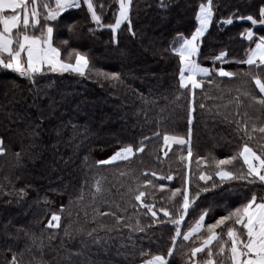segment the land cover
<instances>
[{
	"label": "trees",
	"instance_id": "trees-1",
	"mask_svg": "<svg viewBox=\"0 0 264 264\" xmlns=\"http://www.w3.org/2000/svg\"><path fill=\"white\" fill-rule=\"evenodd\" d=\"M42 2L55 7V0ZM92 2L99 25L83 1L46 21L47 9L38 0L40 24L28 30L41 36L52 27L60 60L73 63L76 53L87 56L85 76L44 68L32 80L0 67V139L5 148L0 155V264H9L14 254L19 264H140L157 255L168 264H203L207 250L195 258L190 250L201 245L206 226L253 195L258 202L264 198L259 180L222 181L215 163L238 154L245 143L264 155V134L252 132L254 126H264V105L257 102L264 93L253 79L264 82V66L240 63L264 36V0H213L212 22L196 56L212 75H198L203 86L197 89L180 87L183 65L173 48L181 42L178 37L190 38L199 27L196 16L207 0H132L131 24L123 23L115 33L109 26L116 20L118 0ZM248 16L257 23L242 19ZM227 19L233 22L224 23ZM221 53L226 55L217 60ZM221 68L237 75L220 77ZM97 71L116 74L119 80ZM245 126L251 139L239 130ZM189 133L190 145L164 144L165 135L188 141ZM141 141L144 152L129 161L97 163L125 146L136 149ZM221 167L237 176L247 173L242 159ZM201 174L210 179L201 180ZM148 180L156 187H145ZM185 188L190 200L199 196L179 225L182 235L175 237L177 225L160 209L179 219ZM175 189L181 193L169 200ZM139 191L146 193L143 203L155 205L157 219L135 200ZM205 213L201 234L183 240ZM53 214L61 217L58 229L46 227ZM228 226L233 220L215 231L225 233ZM217 248L214 242L213 252ZM227 256L214 259L231 264Z\"/></svg>",
	"mask_w": 264,
	"mask_h": 264
},
{
	"label": "snow or ice",
	"instance_id": "snow-or-ice-1",
	"mask_svg": "<svg viewBox=\"0 0 264 264\" xmlns=\"http://www.w3.org/2000/svg\"><path fill=\"white\" fill-rule=\"evenodd\" d=\"M38 0H0V25H2V30H0V67L4 69H11L21 76H26L29 79L34 80L36 74H42L45 66L50 71L59 72H73L80 76L86 75V70L89 69V60L85 54L76 53L75 64L66 63L60 60V52L57 48L52 46V34L53 28L47 27L46 34L42 31L41 36H36L35 34H28L30 28L35 27L40 24V13L37 10ZM87 4L88 10L91 13V18L98 25L100 24L101 17L97 15L92 0H84ZM119 12L116 17L115 24L109 27L115 33L123 23L128 22L131 24L129 11L132 0H118ZM163 3V0H162ZM31 5V6H30ZM40 7L47 9V13L44 16L46 21L56 20L57 17L64 12L66 9L79 8L80 0H55V8H52L48 3L42 2L40 0ZM23 10V16L17 14L18 10ZM6 10H10L12 15H3ZM260 15L262 17L260 23H264V9H261ZM213 18V0H207V3H201L199 6V13L196 16L199 22V27L196 28L195 32L190 39L184 38L182 36L178 37V41H181L179 47L173 48V50L179 55L183 67L180 69V87L186 88L190 84L192 89L201 88L203 85L199 82L196 77L200 76H211L212 72L208 68L201 67L200 64L196 62L193 57L198 55L199 46L198 41L204 36L205 32L208 30L210 23ZM251 21L252 24H256L252 16L246 18ZM232 19H227L224 23L231 24ZM102 26V25H101ZM134 34V33H133ZM247 38L252 40L253 33L251 31L246 33ZM22 53H26V62L22 60ZM5 54H7V59H5ZM225 53H221L220 56L216 57L217 60H223ZM240 63L247 64L249 66H256L260 68L264 66V36L259 38V42L256 43L255 49L251 51V54L246 60ZM187 73V75H185ZM97 74L109 78L112 80H119V76L116 74H108L104 72L97 71ZM217 74L220 77H235L237 73L225 71L223 68L219 69ZM250 73H245L249 75ZM256 86L259 88L260 93H264V82L258 76L253 77ZM209 84L213 81L209 80ZM258 103L264 105V98L257 101ZM201 108L204 107L203 104L200 105ZM195 109L193 108L192 111ZM188 123H192L191 112ZM239 123V122H238ZM248 136L249 139L252 138L251 133L248 132L245 126L242 129ZM259 131L264 134V126L258 129L254 126L252 132ZM189 140L185 141L182 138L169 137L165 135L163 137L164 144L169 145L170 141L175 144H189ZM141 146L134 149L131 145L125 146L117 150L111 157L106 160L97 161L99 165L113 164L117 161H129L136 153L144 152L145 148L143 146V141L140 142ZM264 147V145H262ZM5 153V148L3 147V140L0 139V155ZM19 155V153H17ZM164 155L167 156L168 152L165 151ZM192 155L191 148L189 146L188 156ZM183 159V157H181ZM237 159H242L243 164L247 166V173L243 172L240 175H235L230 170H224L221 166L232 165ZM216 167L220 169L216 172V175L221 178V180H231V179H247L248 177L254 178L249 180L250 183L259 180L264 184V155H258L256 151L253 150L248 144H244L242 149L238 154L231 156L228 159L216 160ZM121 175L126 173L121 172ZM147 175V173H144ZM156 176V173H152ZM159 179H164V177H158ZM201 180L210 179V177H205L203 174L199 177ZM168 180H172V176L167 177ZM152 185L151 180L146 181L145 187ZM96 192L101 191L100 182L97 181L95 184ZM163 190V185L160 186ZM205 191L207 189H204ZM181 193V189H175L171 192L169 200L174 199L178 194ZM146 193L144 191H139L135 195V200L141 201V206L146 208L152 217L157 219V213L154 211L155 205L143 203L142 197H145ZM199 193L196 194L192 200L189 199L188 189L185 188L182 193V203L177 208L179 213V219H171V213L167 209H160L165 217H170V222L177 225L175 230V237H180L182 235L179 225L184 221L185 216L188 213V209L191 207L195 199L198 198ZM82 198V197H81ZM253 195L251 199L242 207L235 209L219 220L215 224H210L206 226L207 236H201L202 243L198 247H194L190 250V255L195 258L198 253L205 252L207 250V259L203 264H223V261L217 262L214 257L224 256L228 253L227 259L230 260L231 264H264V198H259ZM63 211V208L61 209ZM102 215H107V213H102ZM205 214L199 217V220L191 227L186 233L183 234V240L188 241L194 235L201 234L202 229L205 228L204 219ZM61 217L59 215L53 214L51 219L48 221L46 227L48 228H59ZM233 220V226H228L225 233H217L215 229L220 228L225 225L226 221ZM163 223V221H161ZM239 225L240 227H235ZM143 231V228L140 229ZM224 235L227 236V240H224ZM175 237L173 238V244H175ZM218 245L215 252L212 250L213 243ZM173 251L170 249L168 256L171 257ZM9 264H19L14 254ZM144 264H168V260L164 256H154L151 259L144 262Z\"/></svg>",
	"mask_w": 264,
	"mask_h": 264
},
{
	"label": "rangeland",
	"instance_id": "rangeland-1",
	"mask_svg": "<svg viewBox=\"0 0 264 264\" xmlns=\"http://www.w3.org/2000/svg\"><path fill=\"white\" fill-rule=\"evenodd\" d=\"M81 1L84 2V0H80V2H81ZM30 6H31V5H30ZM54 8H55V7H54ZM118 12H119V3H118L117 16H118ZM117 16H116V17H117ZM114 24H115V22H114L112 25H114ZM258 42H259V40H258L256 43H258ZM256 43H255L254 47L252 48V50L255 49ZM53 47H54V46H53ZM252 50H251V51H252ZM251 51L249 52L248 56L251 54ZM248 56H247V57H248ZM247 57H246V59H247ZM246 59H245V60H246ZM22 60H23L24 62H26V53H22ZM61 61H62V60H61ZM63 62H64V61H63ZM66 63H68V62H66ZM70 64H75V62H74V63H70ZM45 68H47V66H45ZM55 72H59V71H55ZM69 72H71V71H69ZM18 74H19V73H18ZM170 143H172V142L170 141ZM170 143H169V145H170ZM111 156H112V155H111ZM111 156H110V157H111ZM217 177H219V176H217ZM219 178H220V177H219Z\"/></svg>",
	"mask_w": 264,
	"mask_h": 264
},
{
	"label": "crops",
	"instance_id": "crops-1",
	"mask_svg": "<svg viewBox=\"0 0 264 264\" xmlns=\"http://www.w3.org/2000/svg\"><path fill=\"white\" fill-rule=\"evenodd\" d=\"M13 13L10 11V10H6L5 11V13L3 14V15H12ZM17 14H19V15H21V17L23 16V10L21 9V10H18V13ZM2 25H0V30H2ZM252 32V31H251ZM191 38V37H190ZM190 38H187V39H190ZM199 42V41H198ZM197 42V43H198ZM53 46V45H52ZM179 47V46H178ZM197 56V55H196ZM196 56L195 57H193V59H195L196 60ZM76 60V59H75ZM75 62V61H74ZM73 62V63H74ZM247 167V166H246ZM149 260V259H148ZM147 261V260H146ZM145 262V261H144ZM144 262H142V263H140V264H144Z\"/></svg>",
	"mask_w": 264,
	"mask_h": 264
}]
</instances>
